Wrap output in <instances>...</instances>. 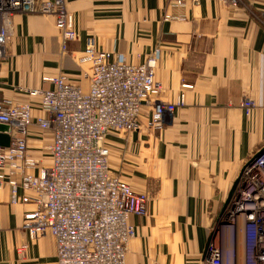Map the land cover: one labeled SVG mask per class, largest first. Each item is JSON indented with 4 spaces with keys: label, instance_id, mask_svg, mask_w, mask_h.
Returning <instances> with one entry per match:
<instances>
[{
    "label": "crops",
    "instance_id": "crops-1",
    "mask_svg": "<svg viewBox=\"0 0 264 264\" xmlns=\"http://www.w3.org/2000/svg\"><path fill=\"white\" fill-rule=\"evenodd\" d=\"M67 4L77 37L66 51L55 16L11 18L0 56V99L29 103L35 118L49 117L29 90L51 89L47 78L64 75L87 92L91 63L83 51L89 40L135 64L159 51L156 79L163 87L156 99L175 102L183 95V104L166 114L161 129L149 126L153 107L146 105L138 130L106 138L111 172L150 195L147 214L130 218L136 234L125 264H202L234 183L264 145V0ZM246 98L255 102L249 114L242 106ZM53 141L52 130L34 124L27 151L50 166ZM32 208L12 203L10 186L0 184V264H58L54 236L34 237L23 226ZM221 228L216 240L224 264H245L242 229Z\"/></svg>",
    "mask_w": 264,
    "mask_h": 264
},
{
    "label": "built area",
    "instance_id": "built-area-1",
    "mask_svg": "<svg viewBox=\"0 0 264 264\" xmlns=\"http://www.w3.org/2000/svg\"><path fill=\"white\" fill-rule=\"evenodd\" d=\"M172 1L183 5L186 0ZM19 13L55 16L64 50L77 37L67 0H0V56L9 40L11 18ZM83 56L91 63L87 93L64 75L47 78L51 89L29 90L40 97L49 117L35 118L29 103L0 99V123L11 127L10 145L0 143V184L10 186L12 203L34 205L25 212L23 226L34 237L47 232L54 236L58 264H125L129 240L136 233L130 218L146 213L149 196L111 172L105 140L113 131L140 127L144 106L162 89L155 77L157 55L135 64L120 52L98 49L91 39ZM182 103L180 96L177 105ZM175 106L154 100L149 125L161 129L164 116ZM242 106L249 114L255 102L246 98ZM34 124L54 133L51 166L40 165L27 151ZM254 155L245 164L222 219L228 222L223 226L242 229L245 264H264V151L249 163ZM216 236L202 264H224Z\"/></svg>",
    "mask_w": 264,
    "mask_h": 264
},
{
    "label": "water",
    "instance_id": "water-1",
    "mask_svg": "<svg viewBox=\"0 0 264 264\" xmlns=\"http://www.w3.org/2000/svg\"><path fill=\"white\" fill-rule=\"evenodd\" d=\"M10 132H11V127L9 124L0 123V143H1V145L6 146V147L10 145V142H11ZM263 151H264V148L262 147L258 152H256V154L249 161V163L251 161H253L254 159H256ZM238 182H239V179L234 183V186L230 192V198L233 195V193L235 192ZM225 224H228V222L226 220H221L220 223L214 228L212 234L210 235V237L208 239L207 249L209 247L210 242L215 238L216 234L220 231L221 226L225 225Z\"/></svg>",
    "mask_w": 264,
    "mask_h": 264
},
{
    "label": "rangeland",
    "instance_id": "rangeland-1",
    "mask_svg": "<svg viewBox=\"0 0 264 264\" xmlns=\"http://www.w3.org/2000/svg\"><path fill=\"white\" fill-rule=\"evenodd\" d=\"M67 46H68V43H67ZM67 50H69V49H67ZM66 51V50H65ZM153 54H156L157 55V59H156V63H155V77H156V64H157V60H158V56H159V51H156L155 53H153ZM153 54H151V55H153ZM124 55V54H123ZM150 55V56H151ZM150 56H148L143 62H145ZM142 62V63H143ZM132 63V62H131ZM161 83V82H160ZM161 86H162V84H161ZM163 87V86H162ZM161 91H162V89H161ZM161 91H160V93H161ZM159 93V94H160ZM158 94V95H159ZM157 95V96H158ZM157 96H154L153 98H152V100H151V103H148L147 105L149 106V105H151L152 107H153V101L154 100H156V97ZM182 96V98H183V102H184V96L183 95H181ZM180 97V96H179ZM179 97L177 98V100L175 101V102H166V103H173V104H176V106L174 107V109H173V111L175 110V108L177 107V106H179V105H177V102H178V99H179ZM159 100V99H158ZM183 104V103H182ZM181 104V105H182ZM146 106V105H145ZM145 106H144V108H143V111H142V113L140 114V118H141V120H140V126H141V121H142V116H143V114H144V112H145ZM152 111H153V108H152ZM152 111L149 113V114H147V116H148V118H149V120L152 118ZM246 113H247V111H246ZM166 116V115H165ZM164 116V118H166ZM149 122V121H148ZM140 128V127H139ZM138 128V129H139ZM138 129H136V130H138ZM132 131H134V130H132ZM113 132H116V131H113ZM127 132H129V131H127ZM118 133H120V132H118ZM114 174V173H113ZM116 176H118L119 177V175H117V174H115ZM137 192V191H136ZM144 193H146V192H144ZM148 194V193H147ZM148 196H149V200H148V203H147V211H148V207H149V202H150V195L148 194ZM226 206H227V203H226V205H225V208H226ZM225 208H224V210H225ZM147 211H146V213L145 214H147ZM135 227V226H134ZM230 228V227H229ZM222 230V228L220 229V231ZM231 230H233V228L231 227ZM135 231H136V229H135ZM136 234V233H135ZM128 250H129V244H128ZM231 264H233L232 262H231Z\"/></svg>",
    "mask_w": 264,
    "mask_h": 264
},
{
    "label": "bare ground",
    "instance_id": "bare-ground-1",
    "mask_svg": "<svg viewBox=\"0 0 264 264\" xmlns=\"http://www.w3.org/2000/svg\"><path fill=\"white\" fill-rule=\"evenodd\" d=\"M56 25H57V24H56ZM57 27H58V26H57ZM67 79H68V78H67ZM68 81H69V80H68ZM32 89H37V88H32ZM81 89H82V88H81ZM30 90H31V89H30ZM82 91H83V89H82ZM83 92H84V91H83ZM84 93H87V92H84ZM160 101H162V100H160ZM163 102H164V101H163ZM14 104H20V103H14ZM165 104H167V103L165 102ZM148 123H149V122H148ZM149 126H150V125H149ZM30 127H31V126H30ZM39 127H40V126H39ZM52 144H53V143H52ZM52 144H51V145H52ZM105 144H106V140H105ZM51 145H50V146H51ZM106 146H107V145H106ZM49 149H50V147H49ZM107 149L109 150V148H107ZM108 156H109V155H108ZM35 159H36V158H35ZM108 162H109V157H108ZM52 163H53V160H52ZM40 165H41V164H40ZM51 165H52V164H51ZM51 165H50V166H51ZM45 167H48V166H45ZM109 167H110V165H109ZM242 170H243V169H242ZM241 172H242V171H241ZM122 181H124V180H122ZM124 182H126V181H124ZM126 183H127V182H126ZM127 184H128V183H127ZM130 187H131V186H130ZM131 188H132V187H131ZM129 223H130V222H129ZM130 224L132 225V223H130ZM38 235H39V234H38ZM38 235H37V236H38ZM35 237H36V236H35ZM133 237H134V236H132L131 238H133ZM131 238H130V240H131ZM130 240H129V241H130ZM126 257H127V253H126Z\"/></svg>",
    "mask_w": 264,
    "mask_h": 264
}]
</instances>
